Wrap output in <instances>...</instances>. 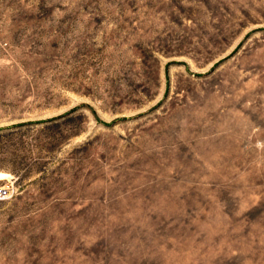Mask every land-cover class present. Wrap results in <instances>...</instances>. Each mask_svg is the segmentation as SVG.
Masks as SVG:
<instances>
[{
	"label": "rangeland",
	"instance_id": "rangeland-1",
	"mask_svg": "<svg viewBox=\"0 0 264 264\" xmlns=\"http://www.w3.org/2000/svg\"><path fill=\"white\" fill-rule=\"evenodd\" d=\"M0 264H264V0H0Z\"/></svg>",
	"mask_w": 264,
	"mask_h": 264
},
{
	"label": "built area",
	"instance_id": "built-area-1",
	"mask_svg": "<svg viewBox=\"0 0 264 264\" xmlns=\"http://www.w3.org/2000/svg\"><path fill=\"white\" fill-rule=\"evenodd\" d=\"M7 189L4 187L0 188V202L6 198Z\"/></svg>",
	"mask_w": 264,
	"mask_h": 264
},
{
	"label": "bare ground",
	"instance_id": "bare-ground-1",
	"mask_svg": "<svg viewBox=\"0 0 264 264\" xmlns=\"http://www.w3.org/2000/svg\"><path fill=\"white\" fill-rule=\"evenodd\" d=\"M2 178V175H0V179Z\"/></svg>",
	"mask_w": 264,
	"mask_h": 264
}]
</instances>
